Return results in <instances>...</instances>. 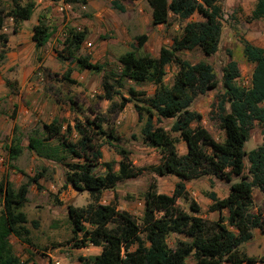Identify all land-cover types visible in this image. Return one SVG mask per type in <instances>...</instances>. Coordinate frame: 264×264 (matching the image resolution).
<instances>
[{
  "label": "trees",
  "instance_id": "16d2710c",
  "mask_svg": "<svg viewBox=\"0 0 264 264\" xmlns=\"http://www.w3.org/2000/svg\"><path fill=\"white\" fill-rule=\"evenodd\" d=\"M109 1L115 9H124L121 0ZM147 1L152 9V26L169 24L171 14L181 19L199 14L201 19L183 25L181 31L171 37V46H162L158 56L143 52L150 34L137 35L133 49L119 57L121 65L117 71L107 72L104 64L92 61L89 54L80 53L89 34L87 28L69 27L58 56L76 61L82 70L102 72L104 95L101 97L112 101L111 111L118 113L128 103L134 104L138 119L143 122L144 142L161 151L162 160L155 167L156 173L179 178L174 192L171 195L160 193L156 181L151 182L140 219L112 203H102L105 190L114 189L120 181L142 175L145 168L137 166L131 151L122 146H118L121 156L118 169L113 162L103 160L101 139L108 137L117 142L120 139L113 128L108 131L104 127L105 119L98 115L75 117L66 125L59 119L44 122L42 129L34 130L29 136L27 148L40 158L66 167L64 187L70 185L79 192L90 194L87 206L67 205L73 247L80 249L90 244L101 247L99 254L80 256L83 264H186L190 256L197 264L257 262L254 256L240 254L239 248L253 238V229L264 232V220L252 213L254 187L264 191V48L243 40L244 55L254 64L249 87L238 83L241 71L233 59L224 67L220 79L211 63L204 60L193 63L181 56L186 50L200 49L206 55L218 50L223 28L222 7L218 0ZM35 8L36 1L33 0H0V28L7 17L15 23L30 19ZM252 17H264V0H258ZM53 31L40 17L32 34L36 49L49 42ZM14 32H17L16 27ZM8 42L9 35L0 32V62L6 58ZM171 65L177 66V72L169 85L165 83V77ZM69 75L68 72L64 78L74 82ZM128 81L136 85L150 82L155 85L154 93L147 95L146 91L130 85L126 96L122 90ZM220 85L223 91L217 93L209 117L218 121L224 130L223 141L214 138L202 124L203 114L191 108L198 95ZM117 96L120 102L115 100ZM163 119L173 120L170 130L159 125ZM255 122L260 126L263 140L259 146L247 151L245 146ZM171 132L178 133L179 137H173ZM179 139L187 146L184 155L176 147ZM23 150L21 138H15L8 149L10 159L16 160ZM45 170L36 172L18 187L7 176L0 180L3 197L0 264H28L15 254L10 237L15 235L32 245L28 216L22 208L28 201L31 184L39 186ZM205 175L230 183L226 197L219 198L215 192L208 194L212 200L210 210L219 212L216 221L201 215V206L187 189L188 181ZM234 176L238 180H234ZM179 198L190 201L193 213L179 204ZM174 234L185 238H177L171 245L169 237Z\"/></svg>",
  "mask_w": 264,
  "mask_h": 264
},
{
  "label": "rangeland",
  "instance_id": "374dc122",
  "mask_svg": "<svg viewBox=\"0 0 264 264\" xmlns=\"http://www.w3.org/2000/svg\"><path fill=\"white\" fill-rule=\"evenodd\" d=\"M28 1V0H24ZM36 1V8L30 19L15 21L7 17L0 32L9 35L6 58L0 62V180L7 176L15 187L27 182L36 172L46 168L39 186L32 183L28 201L22 210L28 216L27 227L32 245L20 240L15 235L10 237L14 252L28 264H83L80 256L99 254L101 247L88 245L75 248L72 245V225L68 218V204L77 207L87 206L90 202L89 192H79L72 186L64 187L66 167L61 163L40 158L27 148L28 138L36 129H42L43 122L58 118L65 124L75 117H95L105 119L104 127L115 130L120 142L108 137L101 139L103 160L114 163L118 169L121 158L118 146L128 148L131 158L137 166L144 167L142 175L120 181L114 189L105 190L102 203H112L118 209L126 210L140 219L144 212L145 195L151 182L156 181L157 191L171 195L179 178L176 175L160 176L155 167L161 163L159 148L144 142L142 135L143 122L139 121L133 103H128L121 112H113L112 101L102 98L103 74L88 69H80L76 61L64 60L58 56L63 49L65 34L69 27L89 30L88 37L82 45L81 54H89L91 60L105 65L107 72L120 69L119 57L133 49L135 37L144 32L150 34L143 52L158 56L162 46H171V37L179 33L188 21L201 19L194 14L188 19L171 14L169 24L152 26V9L147 0H121L123 10L115 9L109 0L81 1L60 0L53 5ZM222 7V35L218 50L206 55L200 49L186 50L181 56L195 63L201 60L212 64L218 77L223 76V69L230 60L238 62L241 75L238 83L249 87L254 64L249 62L243 52V40L264 48V17L254 19L253 10L258 0H218ZM64 4L63 9L60 7ZM67 4V5H66ZM51 26L53 35L48 44L36 49L31 38L33 27L39 18ZM14 27L17 32H14ZM90 40L93 46L87 44ZM94 47V48H93ZM1 50V46H0ZM69 72L70 79L64 78ZM177 66L168 67L165 83L172 84ZM26 75V77H23ZM24 78L25 87L22 83ZM133 85L147 95L154 93L155 85L146 82L136 85L131 81L122 90L128 96L127 87ZM223 91L220 85L195 98L191 108L203 114L202 124L208 128L218 141L225 138L224 130L218 121L210 119V111L216 101L218 92ZM120 102V97L115 98ZM16 105V106H15ZM172 119H163L159 125L170 130ZM173 137H179L171 132ZM20 137L24 150L16 159L11 160L9 147L13 140ZM263 137L258 122L250 130L246 150L250 151L262 143ZM176 147L181 155L186 154V143L179 139ZM246 163L248 160L246 158ZM104 171V168H99ZM234 180L238 177L234 176ZM187 189L202 208L201 215L211 221L218 220L219 212L211 211L212 200L209 193L215 192L224 198L230 191V183L216 176L205 175L187 182ZM0 195V209L3 207ZM186 210L190 201L178 199ZM252 213L264 220V191L254 187ZM254 236L239 248L240 254L254 256L257 262L248 261L242 264H264V232L253 229ZM183 235H172L169 243L174 244ZM70 240V241H69ZM186 264H197L190 256ZM224 264H233L225 261Z\"/></svg>",
  "mask_w": 264,
  "mask_h": 264
},
{
  "label": "crops",
  "instance_id": "0c3cea01",
  "mask_svg": "<svg viewBox=\"0 0 264 264\" xmlns=\"http://www.w3.org/2000/svg\"><path fill=\"white\" fill-rule=\"evenodd\" d=\"M88 1V0H87ZM38 2H43V0H38ZM56 2H61L60 0L59 1H52V0H45V4L47 3L48 5H53L54 6V4L56 3ZM88 3V2H87ZM67 5V4H66ZM64 6V4H62V6L61 7H63ZM61 7H60V10H62L61 9ZM65 7V6H64ZM32 34H33V32L31 33V38H32ZM90 34V33H89ZM33 41V40H32ZM34 42V41H33ZM48 44V43H47ZM46 44V45H47ZM87 44L88 45H90V46H93V42L90 40V38H89V41L87 42ZM34 45H35V42H34ZM45 45V46H46ZM94 48V47H93ZM89 70V69H88ZM23 77H26V75H23ZM23 87H25V81H24V78L22 79V83H20ZM16 106V105H15ZM54 119H58V118H54ZM54 119H52V120H50V121H46L45 120V122H51V121H53ZM69 122H73V120L72 121H69ZM44 123V122H43ZM67 124V123H66ZM65 124V125H66ZM41 180V179H40ZM40 182V181H39Z\"/></svg>",
  "mask_w": 264,
  "mask_h": 264
},
{
  "label": "built area",
  "instance_id": "2783aa9c",
  "mask_svg": "<svg viewBox=\"0 0 264 264\" xmlns=\"http://www.w3.org/2000/svg\"><path fill=\"white\" fill-rule=\"evenodd\" d=\"M61 9H63V7H61Z\"/></svg>",
  "mask_w": 264,
  "mask_h": 264
}]
</instances>
